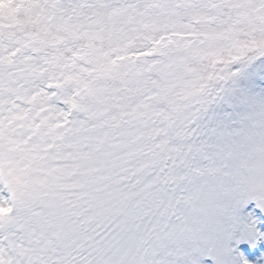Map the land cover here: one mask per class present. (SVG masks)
<instances>
[{"label": "snow or ice", "instance_id": "6c2138e0", "mask_svg": "<svg viewBox=\"0 0 264 264\" xmlns=\"http://www.w3.org/2000/svg\"><path fill=\"white\" fill-rule=\"evenodd\" d=\"M0 264H264V0H0Z\"/></svg>", "mask_w": 264, "mask_h": 264}]
</instances>
